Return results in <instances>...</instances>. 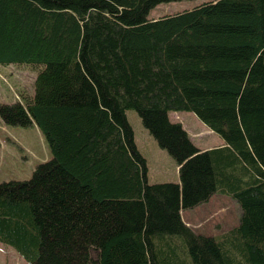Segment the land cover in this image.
<instances>
[{
	"label": "trees",
	"instance_id": "16d2710c",
	"mask_svg": "<svg viewBox=\"0 0 264 264\" xmlns=\"http://www.w3.org/2000/svg\"><path fill=\"white\" fill-rule=\"evenodd\" d=\"M181 1L0 0V65L37 67L0 120L34 125L51 152L0 183V241L29 263L264 264V0L148 17ZM130 109L179 182L147 183ZM183 110L222 145L197 148L168 119ZM219 192L236 226L214 238L183 223Z\"/></svg>",
	"mask_w": 264,
	"mask_h": 264
},
{
	"label": "rangeland",
	"instance_id": "374dc122",
	"mask_svg": "<svg viewBox=\"0 0 264 264\" xmlns=\"http://www.w3.org/2000/svg\"><path fill=\"white\" fill-rule=\"evenodd\" d=\"M203 1L205 0H184L158 4L149 12L148 17L157 19L190 9ZM36 68V66L0 65V103L18 101L21 93L31 94ZM125 115L132 128L134 143L146 160L147 183L178 182L176 162L165 150L157 146L134 110H127ZM168 119L172 123H180L191 142L199 149L213 147L222 142L191 111L169 112ZM50 157L51 152L46 141L34 125L27 127L4 125L0 120V183L29 179L36 166ZM226 201L224 208L217 206L214 212H208L206 209L210 205L203 204L201 207L200 205L195 207L196 210L191 212L189 210L182 212L181 216H185L186 223L193 231L214 238L219 237V233L225 232L239 216L236 201L231 196L230 199L226 198ZM0 264L31 263L20 257L8 244L0 241Z\"/></svg>",
	"mask_w": 264,
	"mask_h": 264
},
{
	"label": "crops",
	"instance_id": "0c3cea01",
	"mask_svg": "<svg viewBox=\"0 0 264 264\" xmlns=\"http://www.w3.org/2000/svg\"><path fill=\"white\" fill-rule=\"evenodd\" d=\"M222 145V142H221V144H219V145H216V146H213V147H207V148H205V149H201V150H206V149H211V148H215V147H219V146H221ZM176 168L178 169V166L176 165ZM178 182H179V180H178ZM230 194H226V195H224L223 193H215L214 195H212L211 197H210V199L206 202V203H204V204H209L210 205V207L208 208V209H206L208 212L209 211H215L216 209H217V206H218V208L219 207H222V208H224L225 207V205H226V203H227V201H226V198H228V199H230ZM232 198V197H231ZM237 203V202H236ZM238 204V203H237ZM199 206V205H198ZM201 206H203V204H201L200 205V207ZM214 206V207H213ZM197 207V206H196ZM187 210H189L190 212L191 211H193V210H196V208L194 207V208H192V209H187ZM184 211H186V210H182L181 211V214H182V212H184ZM227 211V210H226ZM182 217V221H183V223L184 224H186V225H188L187 223H186V221H185V216H181ZM208 217V216H207ZM237 221H238V219H237ZM237 221L233 224V225H231L228 229H226L225 231H227V230H229L230 228H232V227H234V226H236L237 225ZM222 233V232H221ZM221 233H219V235L221 234Z\"/></svg>",
	"mask_w": 264,
	"mask_h": 264
}]
</instances>
